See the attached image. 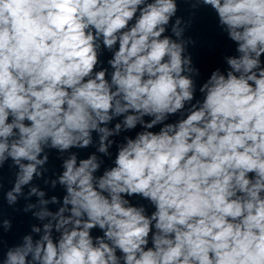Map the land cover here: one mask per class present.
I'll return each mask as SVG.
<instances>
[{"label":"clouds","instance_id":"1","mask_svg":"<svg viewBox=\"0 0 264 264\" xmlns=\"http://www.w3.org/2000/svg\"><path fill=\"white\" fill-rule=\"evenodd\" d=\"M5 166L0 264H264V0H0Z\"/></svg>","mask_w":264,"mask_h":264}]
</instances>
